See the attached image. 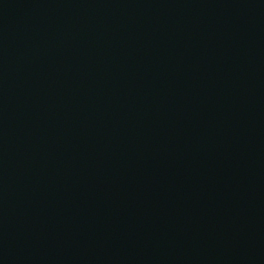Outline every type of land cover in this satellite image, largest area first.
I'll list each match as a JSON object with an SVG mask.
<instances>
[{"label": "water", "instance_id": "obj_1", "mask_svg": "<svg viewBox=\"0 0 264 264\" xmlns=\"http://www.w3.org/2000/svg\"><path fill=\"white\" fill-rule=\"evenodd\" d=\"M0 264H264V0H0Z\"/></svg>", "mask_w": 264, "mask_h": 264}]
</instances>
